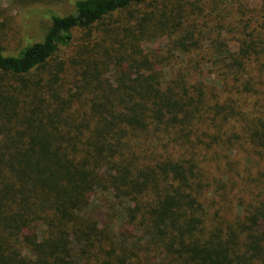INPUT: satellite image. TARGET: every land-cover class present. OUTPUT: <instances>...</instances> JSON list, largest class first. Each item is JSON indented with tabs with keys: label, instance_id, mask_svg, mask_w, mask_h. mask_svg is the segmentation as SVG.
Instances as JSON below:
<instances>
[{
	"label": "trees",
	"instance_id": "obj_1",
	"mask_svg": "<svg viewBox=\"0 0 264 264\" xmlns=\"http://www.w3.org/2000/svg\"><path fill=\"white\" fill-rule=\"evenodd\" d=\"M70 3L0 44V264H264V0Z\"/></svg>",
	"mask_w": 264,
	"mask_h": 264
},
{
	"label": "rangeland",
	"instance_id": "obj_2",
	"mask_svg": "<svg viewBox=\"0 0 264 264\" xmlns=\"http://www.w3.org/2000/svg\"><path fill=\"white\" fill-rule=\"evenodd\" d=\"M25 3L21 0H0V44L6 47L5 52L14 53L18 40L27 38L37 40L43 32L48 10L55 13H68L73 10L71 0H30ZM251 5H259V0H251ZM34 10V12H29ZM157 42L147 43L146 48H152ZM107 196H94L93 203L98 206L106 202ZM97 210V208L95 207Z\"/></svg>",
	"mask_w": 264,
	"mask_h": 264
}]
</instances>
